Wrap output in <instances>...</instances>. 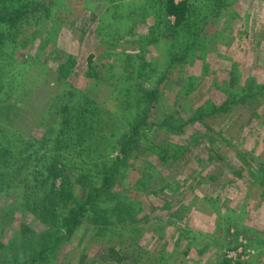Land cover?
Wrapping results in <instances>:
<instances>
[{"label": "rangeland", "instance_id": "rangeland-1", "mask_svg": "<svg viewBox=\"0 0 264 264\" xmlns=\"http://www.w3.org/2000/svg\"><path fill=\"white\" fill-rule=\"evenodd\" d=\"M4 1L0 264H264V0ZM55 168L104 189L71 235Z\"/></svg>", "mask_w": 264, "mask_h": 264}, {"label": "trees", "instance_id": "trees-1", "mask_svg": "<svg viewBox=\"0 0 264 264\" xmlns=\"http://www.w3.org/2000/svg\"><path fill=\"white\" fill-rule=\"evenodd\" d=\"M12 1L15 2V0ZM1 3L4 4L5 1L1 0ZM165 6L167 14L174 17L176 24H185L188 18V13L190 11L186 0H182L180 2H175V0H167ZM26 14H28V7L24 6L16 10H13V8H11L10 11H8L6 8L0 9V23H12L13 21H18ZM150 94H154V92H151ZM126 145L127 143L122 144V148H126ZM54 171L55 174H57V178H61L60 188H57L56 190H52L48 194H45L40 202H29V204L33 207L37 205L35 206V211L38 215V218L42 220L46 225L54 227L57 226L59 227V229H61L62 227L66 228V232L71 235L79 226L80 222L83 221L88 207L94 203V198L100 196L104 189L102 186L96 187L94 185H86L85 179H80V177L77 178V181L71 184L66 178L67 176H64L61 169L58 170L57 168H55ZM103 180L106 181L107 179L104 178ZM75 184L81 187H86L85 198L81 202H78L77 197L74 194ZM33 185L34 187L36 186L35 183H33ZM34 187L23 184V199L25 200L24 203L31 199L29 194L31 193V195H33L32 191L35 190ZM47 234L48 232H43L42 234H40L38 240L36 241L37 245H35V251L30 254L29 262L27 264H48L46 259L47 254L49 251H52L56 247L59 240L61 239V236L57 234L49 242L50 235L48 236ZM108 252L111 256V260L118 263L121 262V259H117L114 257V254H116L114 252V248H111Z\"/></svg>", "mask_w": 264, "mask_h": 264}]
</instances>
